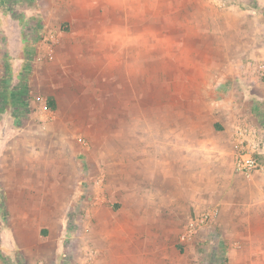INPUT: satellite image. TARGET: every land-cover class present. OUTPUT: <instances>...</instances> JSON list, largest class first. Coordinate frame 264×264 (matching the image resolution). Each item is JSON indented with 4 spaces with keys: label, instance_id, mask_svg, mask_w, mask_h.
Listing matches in <instances>:
<instances>
[{
    "label": "rangeland",
    "instance_id": "1",
    "mask_svg": "<svg viewBox=\"0 0 264 264\" xmlns=\"http://www.w3.org/2000/svg\"><path fill=\"white\" fill-rule=\"evenodd\" d=\"M52 1H0V53L4 54L0 58V129L8 131L9 127L17 128L34 110L87 115V120L73 121L70 134L74 135L75 142L86 147L88 159L95 166H98L97 160L104 161L99 166L104 172L99 184L103 190L99 199L83 201L82 204L78 201L62 217L61 222L52 224L48 222L49 217L23 215L24 209L20 202L17 199L13 202L8 200L6 192L0 187V264H164V240L156 242V232H153L152 244L145 236L149 232L139 230L131 233L132 238L114 241V244L108 242L102 234L98 238L96 226L99 214L105 223L118 225L127 219L133 223L130 215L131 201L122 200L112 192L117 185L112 182L110 163L118 157L128 163L139 154L143 157L141 161L150 169L152 160L160 163L166 129H176L179 124L183 125L193 119L199 120L206 128L209 115L214 114L217 104L221 103L222 106L232 107L235 122L241 123L237 129L256 131L260 138L255 155L259 170L250 178L239 174L235 168L238 149L234 146L236 173L245 183L254 182L259 176L264 178V123L255 114L264 112V0H207L216 7L218 18L233 13V32L239 39L228 41L230 54L227 56L216 55L210 49L216 39L208 34L212 30L206 29L208 26L201 23L195 9L197 1L202 0H188L194 1L193 7H188L183 0H177L178 5L185 4L188 7L182 9L184 15L182 12L180 15L172 14L178 19L170 14L167 18L164 16V0H152V19L149 25L153 33L151 42L154 52L147 57H120L121 71L109 70L113 67L106 65L111 64L109 62L105 65H101L104 63L102 61L96 63V57L91 64H87L77 41L63 35L70 32L69 23L60 21V16L56 20L55 13L51 18L53 26L45 21L47 15L44 18L43 11L51 10ZM251 16H260L262 23L256 24L257 28L250 29L249 23L244 24L248 21L247 17ZM238 17L241 18L239 23L235 22ZM50 27L55 36L59 34L60 41L47 40L54 46L53 59H49L53 64H48V71L42 69L37 76L44 80L49 75L53 86L45 87L44 81L36 80V84L30 88L31 77L34 79L36 74L34 59L29 56L23 64L22 59L8 55L9 47L16 52L20 43L26 40L30 43L31 50L28 51L31 52L35 50L33 47L37 42L52 34L51 29L48 30ZM206 36L208 39L203 41L205 45H201L199 38ZM223 42L226 44V41ZM197 43L202 46L201 49L198 45V49H194ZM60 49L63 51L60 52ZM70 49L78 52V55H70ZM240 50L245 51L244 56L236 54ZM253 51H257L259 56L251 55ZM106 59L113 63L112 57ZM17 60L22 64H16ZM127 60L129 63L133 61L131 67L134 70L129 69ZM247 63L251 67L249 71L229 72L233 67L238 68V65ZM222 81L221 86L212 87ZM51 95L58 97L59 105L55 110L50 106ZM5 98L11 103H2ZM19 99L29 104L25 111H19L18 114L22 112L24 116L18 118L14 115L16 113L13 112L12 104ZM30 100L35 102L36 109L32 108ZM30 106L32 109L28 108ZM146 167L142 169L143 172ZM144 181L142 188L139 185L142 201L145 192H149L153 185L150 174L144 176ZM90 184H95V180ZM243 185L246 194L248 189ZM127 187L128 182L120 188L123 195L128 197L130 189ZM256 198L248 199L249 207H256ZM245 203V200H238L234 218L230 216L232 209L228 208L218 221L212 220L203 225L193 239L195 247H192V254L184 259H180L182 256L179 253H188H185L181 245L183 231H179L176 245L177 250L182 251L178 253L175 263L169 258L165 260L166 263L264 264V231H241L240 226H234L236 223L248 227L247 218L238 211L246 206ZM96 206H99L97 211ZM112 211L115 220L113 217L108 222ZM202 214L191 215L189 219ZM41 218L46 219V222L38 220ZM256 219L253 218L254 224ZM230 222H233L232 226ZM161 223L164 224V217ZM147 225L145 223L144 228ZM244 245L246 248H242ZM230 249L242 252L230 258ZM157 250L161 252L157 253Z\"/></svg>",
    "mask_w": 264,
    "mask_h": 264
},
{
    "label": "crops",
    "instance_id": "2",
    "mask_svg": "<svg viewBox=\"0 0 264 264\" xmlns=\"http://www.w3.org/2000/svg\"><path fill=\"white\" fill-rule=\"evenodd\" d=\"M52 2L51 10L43 11L44 18L47 15L45 21L53 26L51 18L55 13L56 20L60 16V21L69 23L70 32L63 33V35L77 41L82 48L81 55L85 56L87 64H91L96 57V63L102 61L104 63L101 65H105L109 62L111 64L106 65L113 66L109 70L121 71L120 57L137 58L153 54L154 49L151 42L153 33L149 25L152 19L150 12L152 0H53ZM183 2L188 4V7H193L194 1L183 0ZM185 4L180 6L177 0H164V16L167 18L168 14L180 15L184 7L188 8ZM195 9L197 16L200 15L201 23L208 26L206 29L212 30L208 34L216 39L210 49L214 50L216 55L230 54L228 41L232 38L239 39L233 32V13L230 12L218 18L215 13L216 7L207 0L197 1ZM184 12L181 14L184 15ZM174 18L178 19L177 16ZM240 20L241 18L238 17L235 22L239 23ZM247 20V23L244 20L243 22L244 24L249 23L250 29L257 28L256 24L262 23L260 16L247 17ZM50 29L51 27L48 30ZM50 31L52 34H48L45 40L37 42L36 48L33 47L35 50L31 52L28 51L31 50L30 43L26 40L20 43V48L16 52L8 46L10 48L8 55L22 59L23 64L29 56L34 59L36 74L34 79L31 77L30 88L34 83L36 84V80H42L40 76H37L41 70L48 71L47 65L53 64V61L49 59H53L54 46L47 40L52 39V41L59 42L60 37L58 33L55 36L52 29ZM1 33L0 29V35ZM206 38L207 36L200 37L199 43L205 45L203 41ZM223 41H226V44ZM197 45L198 43L194 45V49H198ZM77 53L70 49V55L75 56ZM244 53L245 51L240 50V53L236 54L244 56ZM250 54L259 56L257 51ZM3 55L0 53V58ZM109 57L113 58V63L106 59ZM16 64L22 63L17 60ZM126 64L130 70H134L131 67L134 64L133 61L129 63L127 60ZM241 66L233 67L229 72L242 73L251 68L248 63ZM42 81L45 82V87L53 86L49 75H46ZM222 83L223 81L218 82L212 87L221 86ZM51 96L53 97H51L50 106H53L55 110L59 105L58 97ZM6 99H3L2 103H11ZM27 103L19 99L12 104L16 117L24 116L21 115L22 112L18 113L26 110ZM30 105L34 109L37 108L35 102L31 101ZM31 106L28 108L32 109ZM214 112L209 115L206 128L199 120L193 119L183 125L179 124L176 129H166L164 152L161 145L160 163L152 160L150 169L141 161L143 157L139 154L138 156L136 154L134 161L131 160L128 163L120 157L113 159L110 163L113 171L112 182L117 185V188L113 187L112 192L122 200L131 201L130 215H132L131 222L133 223H129V219L118 225L105 223L99 214L96 226L98 238L102 237V234L106 236L104 238L108 242L114 244V241L132 238L131 233H137L139 230L149 232L145 236L152 244L153 232H156V242L164 240V264H172L166 263L165 260L173 259L175 263L178 253L182 251V249L177 250L176 240H178V232L185 230L191 215H199L202 212L203 214L212 213L216 215L215 220L218 221L230 208L232 209L230 216L234 218L236 214H234V209L238 205V200L246 201V206L238 211L240 215L247 218L248 227L244 224L236 225V223L234 226H240L241 231H264V178L259 176L256 181L245 183L234 168L233 153L234 146H237L236 131L241 123L235 122L236 118H233L231 106H222L218 103ZM54 113L55 111L52 110L50 112L34 110L28 114V118H24L23 122L18 124L17 128L9 127L8 131L0 129V185H2L0 187L6 192L8 200L13 202L17 199L20 202L24 209L23 215L49 217L48 222L52 224L61 222L62 217L78 201L82 204L83 201L99 199L103 190L99 184L102 182V174L104 175L99 168L104 161L97 160L98 166H95L94 162L88 159L86 147L75 142L74 135L70 134V129L74 126L73 121L87 120L88 116L76 113ZM137 148L138 145H136ZM145 167L146 170L143 172L142 169ZM127 168L128 176H126ZM148 174H150L153 185L149 192H145L144 201H142V193L139 190L146 182L144 176ZM94 180L95 184H90ZM126 182H128L127 188L130 189L128 197L126 194L123 195L120 188ZM243 184L248 189L246 194ZM139 185H141L140 188ZM250 197H257L258 202L255 208L248 206ZM97 210L99 206H96ZM110 214L108 222H111L114 217L112 216L113 211ZM163 217L164 224L161 223ZM254 217L257 218L255 224L253 223ZM38 220L46 222L44 218ZM145 223H148L147 228H144ZM230 224L232 226L233 222ZM181 225L184 226V230L180 227ZM105 230H107V235H105ZM194 242L195 240H189L181 244L186 250L185 253L188 254L179 253L182 256L180 259L192 254V247H195ZM126 247L129 246L126 245ZM160 252L157 250V253ZM237 252L242 251L230 249V258Z\"/></svg>",
    "mask_w": 264,
    "mask_h": 264
},
{
    "label": "built area",
    "instance_id": "3",
    "mask_svg": "<svg viewBox=\"0 0 264 264\" xmlns=\"http://www.w3.org/2000/svg\"><path fill=\"white\" fill-rule=\"evenodd\" d=\"M236 142L238 155L236 158V171L246 178H250L256 171L259 170V164L256 160V153L259 149L260 138L256 131L238 128L236 132ZM212 213H206L200 217L189 219L185 230L181 234V242L185 243L193 240L202 230L203 225L209 221L215 220Z\"/></svg>",
    "mask_w": 264,
    "mask_h": 264
},
{
    "label": "trees",
    "instance_id": "4",
    "mask_svg": "<svg viewBox=\"0 0 264 264\" xmlns=\"http://www.w3.org/2000/svg\"><path fill=\"white\" fill-rule=\"evenodd\" d=\"M0 1H3V0H0ZM51 108L53 109V106ZM255 114L259 115L260 121L262 123H264V112L263 111H259L258 113H255Z\"/></svg>",
    "mask_w": 264,
    "mask_h": 264
}]
</instances>
